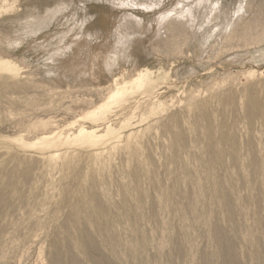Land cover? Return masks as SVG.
Instances as JSON below:
<instances>
[{"label": "rangeland", "instance_id": "obj_1", "mask_svg": "<svg viewBox=\"0 0 264 264\" xmlns=\"http://www.w3.org/2000/svg\"><path fill=\"white\" fill-rule=\"evenodd\" d=\"M260 6L264 0H0V178L34 168L31 185L22 187L24 199L13 196L10 209L1 210L6 252L0 264H50L52 241L66 237L71 207L82 208L90 190L103 199L119 184L129 186L134 206L158 202L164 196L160 186H175L176 203L158 209L165 226L173 223V235L183 227L180 211L195 202L230 235L240 264L264 263V205L256 206L247 175L256 169L257 184L264 187V40L230 44ZM195 9L197 17H188ZM175 19L188 22L187 35L167 48L163 32ZM83 45L90 54L81 53ZM141 73L151 86L112 103L105 112L109 133L97 127L101 121L85 118L106 108ZM143 98L150 103L138 106ZM254 98L263 102L260 109L248 108ZM40 120L55 121L56 131L66 135L86 125L93 142L79 148L58 135L48 141L32 126ZM244 123L253 140L243 135ZM208 130L225 143L219 158L228 171L214 178H208L207 163L217 151L209 147ZM214 180L222 188L219 196L241 211L236 232L218 207L219 196L212 195ZM233 185L236 198L230 197ZM106 206L120 210L116 201ZM254 217L259 225L247 243L241 237ZM122 221V234L135 244L136 233ZM165 226L159 227L160 249L167 258L175 256L172 264H203L199 254L214 252L209 228H191V239L174 245L162 240ZM149 235L148 229L146 255L153 261L157 242ZM178 247L183 250L176 252ZM254 247L262 253L257 261ZM105 253L110 259V250Z\"/></svg>", "mask_w": 264, "mask_h": 264}, {"label": "bare ground", "instance_id": "obj_2", "mask_svg": "<svg viewBox=\"0 0 264 264\" xmlns=\"http://www.w3.org/2000/svg\"><path fill=\"white\" fill-rule=\"evenodd\" d=\"M262 7L263 6H260V9L257 11L255 17L250 22H248L242 29L238 28L240 29L239 33L236 36L234 34L235 37H233V39L230 41V44L250 45L253 43L263 42L264 8ZM196 14H197V10L195 9V11L191 12V14H189L188 17L192 18L196 16ZM180 20H176L173 25L166 28V30L163 32V37L168 39L165 47L168 46L175 48V46L179 42V39L187 35L186 26L188 25V22L186 21L187 24L185 25V22ZM134 29H132V31H134ZM130 36L131 35H129L128 33V35L123 36L124 38L121 39L127 42V40L129 41ZM131 41L133 40L131 39ZM81 47H80L81 53L85 54L88 51L87 46L83 45L82 49ZM60 57L61 56H59L58 60L65 58V57L64 58L62 57L60 58ZM68 58L65 60L69 61L71 59ZM80 64L82 65V62ZM151 83L152 82L148 74H143V73L139 74L135 80L130 81L128 85L119 88L118 91L110 97L109 99L110 102L108 103L106 108L101 109L99 112H97L96 114H94L89 118L88 117L85 118H87V120H89L90 122H93L92 124L101 121L102 124L100 122V125H97V127L98 128L103 127V131L105 133H109L112 129V126L109 123L110 121L109 122L106 121L107 118L105 112L112 105V103L116 101L119 102L123 101L124 100L123 98L127 97L129 90H138V92L144 91V89L151 86ZM142 100L143 101L145 100L144 103L150 101V99L143 98L141 99V102L137 103L138 106L140 103H143ZM262 105L263 102L256 98L250 99L248 102V108L260 109ZM260 114L264 116V112L262 110ZM246 116L250 118L248 111H246ZM126 121L127 120H125L124 122L126 123ZM32 126L35 127V130H37L36 132H39L38 134L43 135L42 137L47 135L48 141L52 140L51 139L52 135L53 136L58 135L60 137V140L64 144L71 146L75 145L79 148L88 147L93 142L92 138L89 137V133L91 132H89L88 129L90 128L86 127V125L85 126L80 125L75 132L68 135L64 134L63 132L56 131L59 127H57L58 125L56 124V122L52 120H48V121L40 120L38 123H35ZM97 127H95L96 130L92 131V133L97 132L99 129H102L99 128L97 130ZM242 131L243 133H245L243 135H247L246 137L250 138L249 140H253V138H251L248 135V126L246 123H244V125L242 126ZM94 135L96 134L94 133ZM208 137L210 144L209 147H212L217 151V154L211 157L207 163L208 178L209 177L214 178L219 171H226V172L228 171L226 165L223 162H221L219 158V155L224 153L225 143L223 142L222 138L214 136L213 130L211 131L208 130ZM32 168L33 167L24 169V171L21 172L20 174H16V171L10 170L7 172L6 175H2V177L0 178V216L3 214L1 213L3 207L5 206L8 207L11 204L10 200L11 198H13V196H19L21 199H24V189L22 187L23 186L27 187L29 184L31 185L30 182L33 179L32 171H31ZM257 172L258 171L256 169H251L247 175L249 182L253 184V186L256 189V196H255L256 206L262 208V206L264 205L263 204L264 187H259L257 184L258 181ZM160 188L163 189L162 192L164 193L162 199L158 202L155 201L149 202L145 206H142L140 201L138 202L139 206L132 205V200L129 195V186L127 184L111 185L106 192V197H103L104 200L101 198L99 199L98 196L92 190H90V193H88V196L82 208L79 209L78 206L71 207L69 217L66 219V224L64 225V226H69V227H65L67 233L64 234H66V237L63 238L61 236L60 237L58 236L57 239H55L54 237L51 246L52 256L50 259V264H112L113 261L111 262L110 259H113L115 261L114 264H169V262L170 264H172L171 262L174 260L175 256L171 253L172 255L167 258L163 250L160 249L162 245V241L159 240L158 238L159 236L158 234L161 229V228L159 229V227L161 225L162 226L165 225L160 219L161 214L159 213L158 209L159 208L165 209L171 207L172 204L176 203V201L173 199L176 188L175 186L173 187L160 186ZM221 189L222 188L219 182L214 180V183H212V191H213L212 195L219 196L221 194L220 192ZM179 192H181L183 195L187 194L186 190L184 189H180ZM186 196L188 197L189 194ZM187 197L184 196L182 198L184 199ZM230 197L236 198V186L234 185L231 187ZM217 199H218L217 202L218 207H220V209H222L224 213L226 211V221L228 222L231 231L233 230L236 232L239 229L236 223V216L240 214L241 211L238 209L237 205L234 206L233 200L230 199L229 197L225 198L219 196ZM114 201H116L119 205V209H120L119 212H114L113 210L109 209L108 206H106V203L111 204ZM10 207L11 206H9V209ZM134 208L138 209L139 211L134 210ZM180 212L184 221H183V227L179 231L178 235L177 236L173 235L174 228H173V223L170 220L169 222H167L165 226L166 228L163 229L166 231V234L162 238V240L167 241V239H169L172 244L181 245L183 243V240L188 241L189 239H191L188 233L189 229L191 228L197 229L198 226L200 225L205 226L209 228L208 234L206 236L208 238H211L215 246V249L214 252L210 254L207 252H203L199 254V257L203 262V264H240L238 259L239 257H237L235 248L230 239V235L223 232L222 231L223 229L221 230V228L219 227L220 225L217 223L216 220L217 218L213 217L211 212H209L207 208H203L202 206L196 204L195 202L189 201L185 206V208ZM31 219L33 220L32 221L33 224L37 226L36 227L37 229L39 230L43 229V226L39 222L35 221L33 218ZM124 219H127V221L131 226V230L134 231V233H136L134 235L136 236L134 239H137L135 244L131 243V241L127 237L125 238L124 235L122 234L121 226L123 222L122 220ZM257 222L258 221H256L254 217L252 219V224L250 225V227L247 228L246 233L242 235L241 238H243L245 242L251 243V237L253 236L254 228L256 227V224L259 225V222L258 223ZM145 228L149 229V233H150L149 237H151L150 241L154 239V241L157 242L156 245L157 256L156 259L153 261L150 260L151 258L149 259L146 255L147 252H146L145 238L148 229L144 230ZM1 231H0V236H1ZM6 231H8V229ZM10 231L12 230L10 229ZM12 235L14 237V233ZM1 237H0V260L1 259L3 260L5 258L6 244H4V241ZM105 249L110 250L109 253L110 259L109 256L105 253ZM181 250L183 249L181 247H178L176 249V252H181ZM250 251H251V256L255 261L262 258V253L258 248L254 247V249H251ZM261 264L264 263L262 262Z\"/></svg>", "mask_w": 264, "mask_h": 264}]
</instances>
